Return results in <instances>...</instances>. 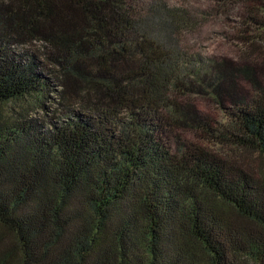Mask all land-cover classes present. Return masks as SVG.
<instances>
[{
    "label": "trees",
    "instance_id": "trees-1",
    "mask_svg": "<svg viewBox=\"0 0 264 264\" xmlns=\"http://www.w3.org/2000/svg\"><path fill=\"white\" fill-rule=\"evenodd\" d=\"M189 20L0 0V264H264V173L182 135L264 159V64L190 54Z\"/></svg>",
    "mask_w": 264,
    "mask_h": 264
},
{
    "label": "rangeland",
    "instance_id": "rangeland-1",
    "mask_svg": "<svg viewBox=\"0 0 264 264\" xmlns=\"http://www.w3.org/2000/svg\"><path fill=\"white\" fill-rule=\"evenodd\" d=\"M163 1L188 14L190 27L183 33V40L190 54L219 61L229 59L239 64H264V0ZM191 100L197 102L209 120L231 129L228 118L212 100L203 97ZM9 105L0 104V109L8 110ZM46 113L50 117L55 111L49 109ZM182 135L229 163L235 162L257 175L264 173V159L257 152L207 141L192 132Z\"/></svg>",
    "mask_w": 264,
    "mask_h": 264
}]
</instances>
